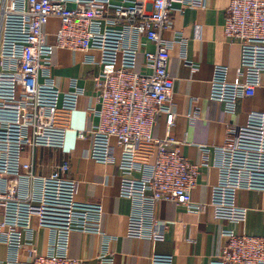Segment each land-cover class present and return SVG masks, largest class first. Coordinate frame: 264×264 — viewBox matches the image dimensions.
<instances>
[{"label":"built area","instance_id":"1","mask_svg":"<svg viewBox=\"0 0 264 264\" xmlns=\"http://www.w3.org/2000/svg\"><path fill=\"white\" fill-rule=\"evenodd\" d=\"M184 7L203 8L204 0H0V264H86L68 255L70 233L100 231L101 208L75 200L77 181L66 176L67 160L37 178L31 158L22 155L36 146L63 148L66 129L54 125L55 111L75 109L84 94L75 78L66 90L55 84L51 69L58 48L82 51L87 62L100 66L93 77L99 106L89 108L92 121L77 137L88 132V155L121 171L119 193L131 202L130 237L162 239L166 225L154 215L162 200L189 213L211 206L215 218L244 220L245 210L235 201L237 190H264V111H252L244 125L228 129L217 149L219 179L210 199L194 202L191 191L199 164L183 157L170 135L175 113L167 66L173 45L185 46L186 39L178 33L164 37L173 12ZM224 14L223 33L240 46V64L233 81L225 66L214 67L210 98L233 112L236 101L253 96L262 82L264 0H229ZM50 18L59 20L53 42L43 30ZM92 50L99 52L98 60L90 56ZM141 52L143 70H138ZM160 116L165 132L159 137L154 129ZM139 142L155 146L152 162L136 159ZM22 187L27 191L21 192ZM33 203L38 204L36 212ZM36 228L50 232L43 252L36 247ZM222 236L225 243L211 264H264L263 237L232 230ZM23 253L27 259L21 258ZM100 260L112 262L106 252Z\"/></svg>","mask_w":264,"mask_h":264},{"label":"crops","instance_id":"2","mask_svg":"<svg viewBox=\"0 0 264 264\" xmlns=\"http://www.w3.org/2000/svg\"><path fill=\"white\" fill-rule=\"evenodd\" d=\"M228 3L229 0H204L203 8L175 10L172 27L164 33L167 39L177 33L186 39L185 46L173 45L167 66L173 79L172 110L175 113L170 135L177 140L180 154L199 164L197 184L191 191V199L198 203H208L211 188L219 179L221 158L217 149L224 143L228 129L244 125L250 112L264 111V74L254 95L239 98L233 112L227 111L224 103L210 98L214 67L225 66L228 80L233 81L240 64V46L229 42L223 33ZM58 27L56 18H50L43 26L50 42H53L52 34ZM147 49L153 50L154 46L147 44ZM89 54L95 60L99 59L98 51L92 50ZM142 62L141 52L138 70H143ZM99 72L100 66L87 62L82 51L56 49L51 69L55 84L66 90L70 79L75 78L84 94L75 109L55 111L54 125L66 129L63 148L36 146L22 152L24 159L31 158L37 178L47 176L56 165L67 160L66 176L77 181L75 200L101 208L100 231L71 232L68 255L82 258L86 264H107L100 260V255L105 252L112 258L109 264H211L225 243L224 230L264 238V190L248 188L237 190L235 198L236 205L245 210L243 221L215 218L211 206L199 213H189L176 203L162 200L154 207L157 221L166 225L162 239L133 238L127 234L131 202L119 193L121 171L114 163L97 162L88 155L91 144L88 132L84 138L77 137V133L89 128L92 121L89 108L99 106L93 80ZM164 132L165 120L160 116L154 134L160 137ZM203 150L207 151L205 162ZM135 156L139 161L152 162L155 146L139 142ZM37 188L38 184H33L35 195ZM22 191L27 188L22 187ZM37 210L38 204L33 203L32 211ZM33 226L36 227L35 220ZM49 233L42 228L35 229L39 252L46 249ZM4 250L3 247V256ZM21 258L27 259V256L23 253Z\"/></svg>","mask_w":264,"mask_h":264}]
</instances>
